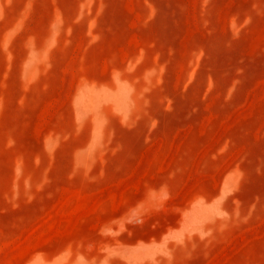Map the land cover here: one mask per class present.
I'll use <instances>...</instances> for the list:
<instances>
[{
  "label": "rangeland",
  "instance_id": "obj_1",
  "mask_svg": "<svg viewBox=\"0 0 264 264\" xmlns=\"http://www.w3.org/2000/svg\"><path fill=\"white\" fill-rule=\"evenodd\" d=\"M0 264H264V0H0Z\"/></svg>",
  "mask_w": 264,
  "mask_h": 264
}]
</instances>
